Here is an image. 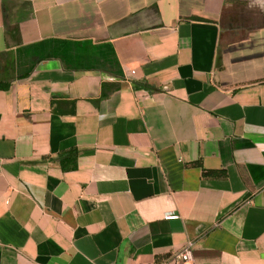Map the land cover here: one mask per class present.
Wrapping results in <instances>:
<instances>
[{"label": "crops", "instance_id": "crops-1", "mask_svg": "<svg viewBox=\"0 0 264 264\" xmlns=\"http://www.w3.org/2000/svg\"><path fill=\"white\" fill-rule=\"evenodd\" d=\"M188 241L264 264V0H0V264Z\"/></svg>", "mask_w": 264, "mask_h": 264}, {"label": "built area", "instance_id": "built-area-1", "mask_svg": "<svg viewBox=\"0 0 264 264\" xmlns=\"http://www.w3.org/2000/svg\"><path fill=\"white\" fill-rule=\"evenodd\" d=\"M178 216L173 213L164 214L165 219H175ZM192 259L191 242L188 241L186 245L179 251L174 252L167 260L161 264H187Z\"/></svg>", "mask_w": 264, "mask_h": 264}]
</instances>
